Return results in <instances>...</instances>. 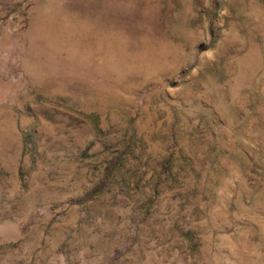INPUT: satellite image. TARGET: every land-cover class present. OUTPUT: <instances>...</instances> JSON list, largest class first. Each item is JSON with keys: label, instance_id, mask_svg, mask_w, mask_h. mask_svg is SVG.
Returning a JSON list of instances; mask_svg holds the SVG:
<instances>
[{"label": "rangeland", "instance_id": "374dc122", "mask_svg": "<svg viewBox=\"0 0 264 264\" xmlns=\"http://www.w3.org/2000/svg\"><path fill=\"white\" fill-rule=\"evenodd\" d=\"M39 2L90 63L6 66ZM0 264H264V0L0 6Z\"/></svg>", "mask_w": 264, "mask_h": 264}, {"label": "crops", "instance_id": "0c3cea01", "mask_svg": "<svg viewBox=\"0 0 264 264\" xmlns=\"http://www.w3.org/2000/svg\"><path fill=\"white\" fill-rule=\"evenodd\" d=\"M24 0H0V6L11 8L23 3ZM54 5V7H53ZM64 7L57 2H39L34 6L29 24L26 31V44L20 42L13 34L5 35L3 39L12 40L10 52L19 56L14 63L6 65L11 67L15 73H22L24 78H33L31 73L48 71L46 64L52 65H75L77 56L79 62L90 63L91 50L90 44L86 40H90V35L76 39V36L69 37L67 35V14ZM53 16L56 18L52 22ZM51 19V21H50ZM55 30L56 34L47 35V30ZM78 41V42H77ZM76 49H80L79 52ZM68 56L69 59L65 57ZM60 68V70H67ZM68 70H76L70 68ZM30 74V75H29Z\"/></svg>", "mask_w": 264, "mask_h": 264}, {"label": "trees", "instance_id": "16d2710c", "mask_svg": "<svg viewBox=\"0 0 264 264\" xmlns=\"http://www.w3.org/2000/svg\"><path fill=\"white\" fill-rule=\"evenodd\" d=\"M28 8V6L26 7L24 4L17 7L14 11H13V14H19V15H22L23 16V19L24 21H26V18H25V11L26 9ZM21 13V14H20Z\"/></svg>", "mask_w": 264, "mask_h": 264}, {"label": "bare ground", "instance_id": "6f19581e", "mask_svg": "<svg viewBox=\"0 0 264 264\" xmlns=\"http://www.w3.org/2000/svg\"><path fill=\"white\" fill-rule=\"evenodd\" d=\"M91 28H92V27H91ZM91 32H92V33L94 32V29H93V28L91 29Z\"/></svg>", "mask_w": 264, "mask_h": 264}]
</instances>
